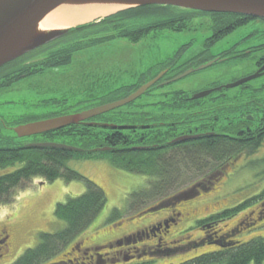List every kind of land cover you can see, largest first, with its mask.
I'll return each mask as SVG.
<instances>
[{"label": "rangeland", "instance_id": "obj_1", "mask_svg": "<svg viewBox=\"0 0 264 264\" xmlns=\"http://www.w3.org/2000/svg\"><path fill=\"white\" fill-rule=\"evenodd\" d=\"M113 15L115 14L97 18L88 23L107 20ZM131 16H139L140 24L164 19L178 21L177 19L182 18L183 20H180L179 24H182L184 29L180 32L176 30L152 31L145 36L138 37L136 41L126 35L118 37L117 33H115L116 38H110L115 31L111 24L101 21V23L81 31L68 33L54 43L45 45L21 58L23 65L28 67L40 65V69H37L33 74L22 75L13 80L10 77H13L14 71L18 70L20 65L11 66L0 72V148L15 147L13 145L27 146L30 140L34 141L32 138H16L14 129L21 125L62 116H73L98 106L121 101L135 93L143 85L164 75L167 68H170L167 79L174 76L188 67L192 49L198 48L195 51L197 53L207 46L205 42L208 37L218 29L216 20L221 19L209 14H197L188 9L166 6L155 7L146 12L137 11ZM81 25L83 24L77 27L81 28ZM242 38H254L251 42L243 45V49L246 48V51L251 48L252 44L256 46L259 42L263 41L264 43V20H258L245 29L244 27L239 28L230 36H226L212 48L211 55L215 56L222 50L231 49ZM61 48L66 50L57 62L48 67L41 66L48 52ZM251 54L260 57L264 55V51L255 53L250 51L249 54L239 56L238 59L207 67L196 76L188 75L168 84H165L167 79L163 81L166 77L161 80L162 83L159 81L160 84L157 81L151 87L153 89L150 93L148 91L151 88L134 102L117 109L115 113L108 114V119L114 115L117 116L116 119L114 118L115 124L111 125L112 128H124L120 131H124L123 134H127L126 136L132 133L130 130L137 129L132 137L137 138L138 141L143 139L140 137L144 134L147 135L145 142H150L155 138H166L169 129H163V127L150 129L149 125L144 124V119L147 116H156L163 124V116L170 117L173 116L172 114L184 113L183 109L176 108L172 98L173 94L184 93L191 97L201 87L202 80L205 78L209 81L207 84L215 83L218 78L219 82L229 84L244 76L254 74L256 71L255 59L252 58L253 56H249ZM23 65L21 64V66ZM9 74L12 76L5 78ZM250 87L252 91L244 90L241 101L253 97L264 99V76L252 80ZM226 96L229 97V101L240 97L236 88L226 92ZM230 102L238 105L236 101ZM250 107L253 110H245L244 114L232 113L224 116L223 112L221 119L212 125L215 126V130H221L220 132L223 133H226L228 129L232 133V130L235 129L234 126L242 120L247 121L245 125L252 129L263 127L264 112L257 110L256 105H250ZM196 119L192 118L190 123ZM108 123H112V121H107L106 125ZM99 124L102 125V122ZM188 125L190 128L188 131H190L191 125ZM127 127L131 129H126ZM184 128H186L185 125H181L179 128L173 127L176 137L171 141L168 139L167 143H174L175 139L188 135L182 133ZM92 130L89 131L93 133L91 137L99 141L103 140L105 138L103 134L107 133H102L101 129ZM75 133L78 135L74 134L73 139L63 137L51 142L66 145L75 144L79 147H73L80 150V145H83L81 142H84L81 140V136L85 132L78 129ZM85 137H88V134L83 138ZM132 137L129 139V144H136L138 141ZM135 148L133 147V149ZM94 150L102 151L101 149ZM68 165L102 188L106 193L107 203L99 217L85 232L72 243L64 246L54 259L41 264H90L91 259L84 261L82 252L85 255H91L93 251L89 248L99 246L104 248H98L99 250L96 249V251L108 250L110 252V256L108 255L109 264L112 259H124V263L121 264H180L212 250L202 248L190 252L179 250V248L160 253L139 252L138 249L146 244L155 245L156 241L150 240V242L138 244L136 243L139 238L137 232L146 227L145 225L158 223V220H165L173 214L168 211L173 208L171 206L159 212L143 215L138 212L136 207L129 206V195L135 191L149 188L153 179L118 169L104 160L70 161ZM22 166L21 163H17L13 167L0 169V176L20 169ZM224 169L225 175L220 179L216 176L212 179L208 173L215 170H209L201 172L190 181V184H186V186L191 185L202 177L210 178L214 182V184L208 185L207 192L202 191L204 194L201 193L195 199L174 206L175 212L180 213L181 217L180 219L177 217L179 223L174 225L172 231L165 237V241L171 240V243L168 244L169 247L170 245L187 247L190 240H199L204 236V233L199 229L198 222L200 220L241 206L242 210L220 228L223 232H229L239 225L242 229L237 236L238 240L242 242L259 237L264 238V198L259 199V196L264 192V141L256 153L249 155L244 152L235 157L230 164L226 163ZM187 189L185 188V190ZM85 193L86 186L82 181L67 182L59 179L49 182L43 177H36L16 188L7 197V201L0 202V228L10 236L9 249L0 258V264H13L26 251L36 248L39 245L41 233L55 234L64 230L65 222L57 219L54 215L56 206L66 203L71 197H78ZM154 207L155 205L147 211ZM114 211H119L120 217L112 218ZM250 216H253L255 220L258 217L263 220L256 223ZM135 233H137L136 239L133 238L130 244L124 243L127 246L136 245L128 248L127 253L123 254L118 249L110 247V243L116 240L120 241V239ZM181 237L186 238L180 240ZM178 239L180 242L174 245L175 240ZM79 247L80 252L76 250ZM117 255L118 257L115 258Z\"/></svg>", "mask_w": 264, "mask_h": 264}, {"label": "trees", "instance_id": "obj_2", "mask_svg": "<svg viewBox=\"0 0 264 264\" xmlns=\"http://www.w3.org/2000/svg\"><path fill=\"white\" fill-rule=\"evenodd\" d=\"M159 6H141L121 11L109 18L103 20L104 23L111 24L114 32L118 37L124 35L130 37L132 40L138 37L145 36L152 31L161 30H176L180 32L184 29L182 24H179L182 18L177 19H164L156 20L148 24H140L139 16H131L136 14L137 11L146 12L149 9ZM196 13V12H195ZM205 15L203 13H197ZM214 17L233 19L237 16L212 14ZM219 20H216L218 23ZM97 24H90L81 27L79 30L86 29ZM177 26V27H175ZM235 28H229L232 32ZM227 32V30H226ZM220 32L216 29L213 33H217L225 37L229 32ZM109 38V39H110ZM66 50V49H65ZM64 49H54L47 53L44 57L42 67L50 66L62 57ZM23 60H18L14 65L19 66L18 70L12 74L6 75L13 79L19 78L22 75L33 74L40 65H23ZM41 67V68H42ZM187 69L184 68L183 70ZM182 70V71H183ZM180 71V72H182ZM1 72V71H0ZM22 72V73H21ZM11 80V81H12ZM160 88V87H159ZM151 88L148 93L152 91ZM147 93V94H148ZM174 104L177 109H183L184 113H178L173 116H163L164 123L156 116H147L144 119V124L149 125L150 129H169V134L166 138H155L150 142H145L147 135H143L138 141L137 138L132 137L136 130H130L129 136L123 134L124 131L115 130L112 124H115L112 116L108 119V114L115 113L113 110L107 115L98 116L87 122L70 126L66 129L43 134L42 136L34 137L35 141L51 142L57 138H70L76 134L79 129L85 132L82 135L80 151L69 152L59 149L51 148H34L27 146H16L8 148H0V169H6L21 163L23 166L11 173L0 176V202L7 201L8 196L11 195L16 188L28 183L36 177H43L49 182L56 180H65L67 182L82 181L86 186V193L78 197H71L66 203L58 204L55 209V217L65 222L66 227L64 230L55 234L41 233L39 245L36 248L26 251L16 262L13 264H41L45 261H51L64 246L72 243L83 232H85L99 217L101 211L105 208L107 203L106 193L92 180L86 178L76 170L69 167L70 161H108L118 169L144 176L151 177L153 180L149 188L135 191L129 195L128 203L131 208L136 207L139 213L146 212L147 209L159 204L160 202L172 198L178 192L190 188L197 182L191 183L193 178L203 171L215 170L210 174V177L218 178L221 176L223 168L226 163H230L235 157L247 152L252 155L257 152L264 141V125L259 129H252L245 125V120L239 121L232 130H227V134L215 136L212 138H203L198 141H187L180 143H167L176 137L173 127L179 128L185 125L183 134H189L188 131L190 121L194 116L191 113L193 102L190 96L184 93H176L172 96ZM237 105L235 103L226 105L223 114L229 115L232 113H243L249 110L250 105ZM257 110L264 112V99L259 98ZM233 107V108H231ZM121 116V115H120ZM196 117V116H195ZM264 118V117H263ZM181 120V121H180ZM185 120V121H184ZM107 121H112L108 123ZM183 121V122H182ZM93 122V123H92ZM102 122V125L99 124ZM118 124V122H117ZM188 125V127H187ZM92 129H101L105 138L101 141L94 139ZM140 130V128H139ZM240 130V131H238ZM143 133V132H142ZM88 134V137L83 138ZM182 134V135H183ZM78 135V134H76ZM141 135V134H140ZM175 135L174 137H172ZM132 137L135 141L140 143L129 144V139ZM42 139V141H40ZM169 139V140H168ZM71 146H78L70 144ZM121 146V147H120ZM79 147V146H78ZM133 147H140L143 149L134 150ZM109 150L96 152L94 149ZM215 166V167H214ZM214 167V168H212ZM218 168V170H216ZM263 171V170H262ZM264 175V173H263ZM264 177V176H263ZM264 198V192L259 196ZM262 200V199H260ZM5 205V204H4ZM151 205V206H150ZM241 207L235 209L225 210L221 213L212 215L208 219L200 220L198 222L199 229L204 231L205 236L199 240L189 241L187 247L180 248L182 251L195 252L198 249L210 248V252L199 254L184 263L180 264H264V238H254L248 242L238 240V236L242 227L234 228L229 232H223L220 228L236 213L242 210ZM146 210V211H145ZM119 215V216H117ZM120 217L119 211H114L112 218ZM246 223L244 224V227ZM219 227V228H218ZM243 227V228H244ZM55 264V263H52ZM90 264H94L90 260Z\"/></svg>", "mask_w": 264, "mask_h": 264}, {"label": "water", "instance_id": "obj_3", "mask_svg": "<svg viewBox=\"0 0 264 264\" xmlns=\"http://www.w3.org/2000/svg\"><path fill=\"white\" fill-rule=\"evenodd\" d=\"M69 1H78L83 3L89 2L94 3L96 6H98L99 4L105 6L108 4H128L129 6L124 9L133 7L136 8L141 6H172L202 13L233 14L264 19V0H0V69L25 57L33 51L44 47L45 45H48L52 42L54 43L55 41L66 36L68 33L81 31L79 30L80 28H78L79 26H74L64 30H51L43 34L35 33L37 25L44 18H46L47 15H49L55 9L68 3ZM84 25L87 24H83L81 26L83 27ZM212 64L213 62H210L204 66L199 67L196 70L199 71L206 69ZM196 70H187L168 83L180 80ZM263 70L264 66L255 74L245 77L234 83L226 84L224 88H236L240 85L255 80L264 75V73H262ZM160 78L161 76L149 82L148 84L143 85L135 93L121 101L98 106L81 114H75L73 116H62L54 119L41 120L39 122L24 124L15 128L14 132L16 133L18 138L25 139L50 132H55L72 125L87 122L88 120L104 115L108 112L134 102L135 100L143 96L148 89H150L157 81H159ZM219 90L221 89L218 88L217 91ZM212 91L196 95L194 99L206 97L211 94ZM115 129L123 130L124 128L121 127ZM126 129L131 128L127 127ZM195 138L196 137H192L189 135L181 136L175 139L174 143L187 142ZM27 147L51 148L69 152L80 151L78 148H75L73 146L55 142L29 143ZM137 149L143 148L137 147L134 150ZM101 150L105 151L109 150V148H104ZM202 191L207 192V190H205L202 185L197 184L192 188L177 193L172 198L161 202L159 205L143 214L159 212L163 209L169 208L170 206H175L182 202H188L192 199H195L196 197H199ZM136 237L128 238L126 244H130L132 242V239ZM138 237L139 240H142L139 235ZM123 244L124 242H120L118 246H123ZM78 250H80V247L78 248ZM97 264L108 263L103 260V257L99 256ZM112 264H116V261L112 262Z\"/></svg>", "mask_w": 264, "mask_h": 264}, {"label": "flooded vegetation", "instance_id": "obj_4", "mask_svg": "<svg viewBox=\"0 0 264 264\" xmlns=\"http://www.w3.org/2000/svg\"><path fill=\"white\" fill-rule=\"evenodd\" d=\"M220 20L221 21H218V23H217L218 24V30L220 32H222V31L226 32V30H227V32H229V28L230 27L233 28L235 25L236 29H234L232 32H229L226 35V36H228V35L230 36L232 33L236 32L237 29L242 28V27H244V29H245V28L249 27V25H251L252 23H254L258 20H264V19H255L252 17H245V16H239L238 17L237 16L236 18H233V19L221 18ZM225 20H229V21L226 22ZM225 37H222V35H219L217 33L212 32L211 35L208 37L207 41L205 42V44H207L206 47H203V49L201 51L199 50V52H197V53H195V51L198 48L194 49V50L192 49V51H191L192 56H190V60H189L187 70H191V69L196 70L199 67L204 66L210 62H213L212 66L218 65L220 63H226L228 61L240 58L239 56H244L245 54H249L250 51L252 53H255L256 51H260V52L264 51L263 41L257 43L256 46L252 44L251 48H249L246 51L245 50L246 48L243 49V47H244L243 45L251 42L252 39H254V38H246V39L242 38L239 41H237L231 49L224 50V51L222 50V51L218 52L215 56H212L211 55L212 48L214 46L218 45V43L220 41H222ZM241 46H242V48H241ZM249 56H251V57L253 56L252 58L255 59L254 62H255L256 71L260 70L262 68V66L264 65V55L257 57L255 55L251 54ZM169 69L170 68L165 69V71H167V72L164 75H161V78L159 79V81L163 80L165 77L166 78L163 81H166L167 77L170 74ZM185 70H183V71H185ZM182 72H179V73L175 74L174 76L169 77L167 79L168 81L165 82V84H168V82L177 78L179 75L182 74ZM200 72H202V70H199V71L196 70L193 73L189 74V76H191V75L196 76V74L200 73ZM262 73H264V70L262 71ZM244 77H246V76H244ZM171 78H172V80H170ZM240 79H242V78H240ZM218 80H219V78H218ZM218 80H215V83L207 84V82H209V81L206 78L203 79L201 87L197 90V92L195 94H192V96L190 97V99L193 102L191 113L194 116V118H197L195 121L190 123L191 130H190L188 135H191L192 137L193 136L196 137L195 139H191L190 140L191 142L192 141H198V140L203 139L205 137L212 138V137L223 135V134L226 135V133L220 132L221 130L220 131L215 130V128H214L215 126H213L212 124H215L216 122H218L221 119L225 105H228V103L232 104L230 101L238 102V106L240 105V103L250 104L251 106L258 104L259 98H256V97L241 101V95L243 94L244 90H246L247 92L252 91V88L250 87V83L252 81L236 87V89H238V91H239L240 97L233 98V100L229 101V99H228L229 97L226 96V92H228L230 89H225L224 86L226 84H223L222 82H219ZM159 81H158V83H159ZM163 81H161L160 83H162ZM157 87H160V86H157ZM218 88H220L221 90L217 91ZM209 91H212V93L209 94L208 96L202 97L199 99H194V97L196 95H199V94L204 93V92H209ZM252 110H253L252 107H249V111H252ZM193 126H194V128H193ZM115 130H119V129H115ZM238 131H240V130H238ZM223 175H225V171H222L220 177H223ZM220 177H218V179H220ZM211 178L213 179V177H211ZM212 179L202 178V180H200L201 181L200 185H202V187L208 188V185L214 184V182H212L213 181ZM202 194H204V193L202 192ZM171 207H173V208H170V210H168V211H171L173 213L170 218H167V219L162 220V221L157 219L158 223L155 222V223H150L148 225H145L146 227H144L142 230L138 231L137 232L138 234L135 233L134 235L132 234L129 236V238H132L136 234H137V236L139 235L142 240H139V238H138V241H136V243H138V244L150 242V240L156 241L155 245L146 244L141 249H138L139 252H144L147 254V253L166 252V251H170L171 249H173V250L179 249L175 244L179 243L181 239L186 238V237H181L180 240L179 239L175 240V243H174L175 246L170 245V247L168 246V244L171 243V240L165 241V237L172 231V227L174 225L176 226L179 223L177 217H179V219L181 217L180 213L175 212L174 206H171ZM250 218H252L253 221H255L256 223H260L263 220L260 217H258L256 220L254 219L253 216L252 217L250 216ZM238 227H239V225L236 226V228H238ZM202 232L204 233V231H202ZM172 234H173V232H172ZM204 236H205V233H204ZM204 236H202V237L204 238ZM9 237L10 236L8 235V233H6L5 230L0 228V258L2 256H4V254L9 249ZM127 238H124V239H127ZM120 240H122V239H120ZM116 241L114 243H117V244L120 243V241L119 242H116ZM134 246H136V245L132 244L131 246H127L124 244L123 246L114 247V248L118 249L120 252H123V254H125V252L127 253L128 248H131ZM188 246H190V245H188ZM99 247L92 248L93 252L91 253V255H85V253L82 252L83 260L88 261L91 259L94 264H97L98 257L101 256L104 258L103 259L104 261L109 263L110 258H108V255L110 256V252H108V250H105L103 252L96 251V249H98ZM109 251H110V248H109ZM134 255H135V253H134ZM117 257H118V255L115 256V258H117ZM117 260L118 259H112L111 263L114 261H117ZM119 261H121L120 264L124 263V259L119 260ZM117 264H119V263H117Z\"/></svg>", "mask_w": 264, "mask_h": 264}, {"label": "bare ground", "instance_id": "obj_5", "mask_svg": "<svg viewBox=\"0 0 264 264\" xmlns=\"http://www.w3.org/2000/svg\"><path fill=\"white\" fill-rule=\"evenodd\" d=\"M128 4L117 5H98L94 3H83L76 1H69L61 7L52 11L46 18H44L36 27V34H43L51 30H64L80 24L88 23L94 19L102 18L115 14Z\"/></svg>", "mask_w": 264, "mask_h": 264}]
</instances>
